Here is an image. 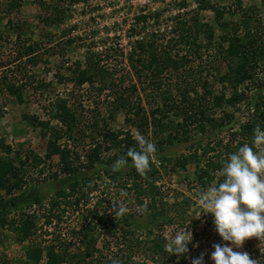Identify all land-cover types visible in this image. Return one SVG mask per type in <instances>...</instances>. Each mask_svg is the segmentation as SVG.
<instances>
[{"label": "trees", "instance_id": "obj_1", "mask_svg": "<svg viewBox=\"0 0 264 264\" xmlns=\"http://www.w3.org/2000/svg\"><path fill=\"white\" fill-rule=\"evenodd\" d=\"M197 1L200 9L212 11L216 18L225 12L209 1ZM235 1L233 8L238 10L241 0ZM83 2L86 0H39L40 6L48 5L44 18L47 25L62 20L64 15L60 8L63 5ZM8 6L12 7L11 4ZM146 19L145 15H138L135 25L140 27ZM244 20L246 24L253 23L254 28L239 35L240 25L231 23L228 32L220 37L222 44L226 43L224 49L218 48L222 50L226 71L218 80L227 86L228 95L224 92L211 95L207 88V96L196 95L192 101L185 86L178 83L175 90L179 91L180 100L173 104L170 97L174 89L162 85L165 75L181 74L185 78V65H188L189 58L198 57L202 48L199 35L212 33L208 25L200 23L197 15L192 14L175 21L172 37L164 42L158 43L155 36L150 39L137 37L131 41L129 53L120 55V66L130 63L134 82L129 80V71L118 74L115 65L102 64L99 55L91 51L85 53L83 64H74L69 78L73 89L86 86L93 97L107 92L106 98L112 100L105 115L92 119L90 127L83 129V110L69 97H57L48 103L46 120L24 117L26 123L32 129L38 128L42 138L46 139V152L41 160H35V154L30 160L22 153L10 157V148L0 146L4 154V157L0 154V229L10 231L17 244H26L24 258L28 264H110L113 258L120 264H143L136 262L138 256L153 264H185L186 253L178 257L170 255L165 248L164 228L181 225L185 211L175 202H167L161 193L158 184L160 169L184 170L187 164L193 163L195 182L207 188L222 180L217 170L225 161L220 159L219 153L209 156L222 143L216 141L215 136L238 126L235 135L252 147L253 129L257 124L264 129V80L256 76L264 50V28L251 16ZM66 42L71 44L69 40ZM177 46L182 50L175 51ZM36 52V43L27 46L22 43L18 46L17 58H26V62L34 65L37 63ZM3 65L0 61V69ZM247 82L254 85L250 96L239 90V86ZM0 83L8 94L22 102L23 85L6 76L0 78ZM147 88L158 94L160 103L145 110L138 92ZM245 101L247 119L238 125L225 111L222 113L226 119L224 122L211 117L215 107L222 104L233 107ZM118 110H124L128 117L126 121L139 132H146V136L151 134L150 138L156 144L157 152L145 176L139 175L130 163L118 171L112 170L113 161L136 143L130 133L108 127L106 118L111 120ZM169 110L178 114L180 121L166 132L168 127L162 118ZM53 122L56 125L52 126ZM189 126H193L200 137L189 140L186 135ZM63 140L66 141L64 145L60 143ZM230 141L223 147L228 154L235 151L234 147H229ZM176 144L186 150L183 155L176 156ZM39 163L47 164V170L33 179L30 171ZM102 177L107 178L110 189L121 193L122 201L129 203L133 210L122 215L113 213L106 218H95L94 207H88V203ZM66 214H76L80 221L66 227L68 235L62 238L56 229ZM141 216L145 217V235L132 228L134 219ZM99 227L103 233L102 230L96 231ZM42 230L50 232V239L39 237ZM99 243L107 252L98 249ZM11 260L2 259L0 264H10Z\"/></svg>", "mask_w": 264, "mask_h": 264}, {"label": "rangeland", "instance_id": "obj_2", "mask_svg": "<svg viewBox=\"0 0 264 264\" xmlns=\"http://www.w3.org/2000/svg\"><path fill=\"white\" fill-rule=\"evenodd\" d=\"M206 1L223 8L225 12L216 18L212 11L200 9L197 0H86V2L71 6L63 5L60 8L64 15L62 20L47 25L44 18L48 5L40 6L39 0H0V61L4 63V67L0 69V78L6 76L13 82L23 85L21 87L22 102H18L14 96L4 90L0 83V146L10 148L12 151L10 157L22 153L25 156L28 155L30 160L34 154L37 156L35 160L44 158L46 139L42 138L38 128L32 129L24 117H37L40 120H46V106L57 97H69L71 102L75 101L74 103L80 105L84 117L83 129L90 127L94 121L92 119L105 115L106 107L112 100L110 97L106 98L107 92L93 97L86 86L77 90L73 89L69 78L72 76L71 71L74 64L77 62L83 64L85 53L91 51L99 55L102 64L115 65L118 74L125 71L131 73L129 62L120 66V62H122L120 55L129 53L133 39L137 37L150 39L155 36L158 43L164 42L172 37L171 29L174 22L186 19L192 14L197 15L200 23L208 25L212 33L208 34L209 36L199 35L198 42L202 48L199 56L189 58L188 65H185L183 70L186 71L185 78L181 74H174L171 77L165 75L162 85H170L169 87L174 89L171 91L170 97L173 104H178L180 100L179 91L175 90L179 87L178 83L185 86L192 101L196 95L203 98L207 96V88L211 95H218L221 92L228 95L227 86L218 80L226 71L222 50L218 49L219 47L224 49L226 43L222 44L220 37L228 32L231 23L240 25L239 35L247 29H253V23L246 24L244 20L249 16L259 20L261 27L264 28V0H241L238 10L233 8L236 5L235 0ZM10 4L12 7L8 6ZM138 15H145L147 18L140 27L135 25V18ZM135 26L139 28H135ZM68 40L71 41V44L66 42ZM22 43L25 46L32 43L37 44L36 64L26 62V58H17V49ZM174 50L180 51L182 48L177 46L174 47ZM256 76L264 80V50ZM129 80L136 81L132 77V73ZM239 90L250 96L254 91V85L247 82L240 85ZM70 93L73 94L72 97L69 96ZM138 93L141 105L145 110L159 105L160 100L156 92L152 93V90L147 88V90ZM246 110V101L233 107L222 104L213 109L211 117L216 120L223 119L224 122L226 119L224 120L222 113L225 111L238 125L247 119ZM127 118L124 110H118L111 120L107 118L106 120H108V127L112 130L128 132L135 138L139 130L127 122ZM162 121L168 127L167 132L174 128V125L180 121V117L173 111L164 112ZM54 125L56 123L53 122L52 126ZM206 129H208V125ZM237 131L238 126H234L229 131L215 136V140L222 143L216 148L215 153L213 152L214 154L211 153L209 156H216L219 153L220 159L226 160L228 151H224L223 147L227 142L231 140L229 147L235 148L233 152L246 144L235 135ZM148 132L150 133V130ZM139 133L151 140V134L146 136L144 131ZM186 135L192 141L200 137V133L193 126H189ZM65 142L63 140L60 143L64 145ZM175 146L176 156L186 152V150H181L177 144ZM252 147L254 151L264 149V146L252 145ZM0 154L1 157H4L2 152ZM153 162L158 165L156 161ZM30 163L29 165H32ZM46 167L47 164L39 163L30 171V177L36 179L40 174L46 172ZM194 170L193 163L187 164L184 170L180 168L174 171L160 169L158 184L161 187V193L167 202H175L180 209L185 211L182 216V224L166 226L163 235L167 239V244L178 229L187 228L191 232L192 240L188 245L185 264H191V260L201 253H203V264H213L210 259L213 245L229 242L221 241L215 231L212 216L204 214L198 205V194L206 187L195 182ZM90 198L88 207H94L97 219L111 216L114 213L111 210L113 204H123L128 211L134 209L129 203L122 201L121 193H115L110 189L109 181L105 177H102L101 181L97 183V188L93 190ZM79 217L76 214H66L56 229L61 232L62 238L67 237L66 227H72L79 223ZM144 224V216L136 217L132 228L136 233L145 235ZM98 230H102V228H96V231ZM100 232L103 233V230ZM49 234L50 232L42 230L39 237L50 239ZM53 237L55 236L53 235ZM0 240V261L11 258L10 264H28L24 258L25 243L17 244L14 236L7 229H0ZM97 247L102 252H107L104 251L101 243ZM234 250L247 252L250 258L257 259L260 264H264V236L247 239L241 248ZM112 252H114V248ZM135 260L137 263L153 264L143 260L141 256Z\"/></svg>", "mask_w": 264, "mask_h": 264}, {"label": "clouds", "instance_id": "obj_3", "mask_svg": "<svg viewBox=\"0 0 264 264\" xmlns=\"http://www.w3.org/2000/svg\"><path fill=\"white\" fill-rule=\"evenodd\" d=\"M135 146L113 161V171L131 164L141 176L150 169L156 144L139 131L135 136ZM253 146H264V129L259 124L253 129ZM222 180L209 185L198 194V205L204 214L212 216L213 225L221 241L215 244L210 254L213 264H260L250 258L241 248L250 238L264 236V149L254 151L244 144L236 152L229 153L222 166L217 170ZM112 212L122 215L128 209L123 204H113ZM191 232L187 228L178 229L165 248L170 255L181 256L188 252ZM110 264H120L112 259ZM191 264H203V253L191 260Z\"/></svg>", "mask_w": 264, "mask_h": 264}]
</instances>
